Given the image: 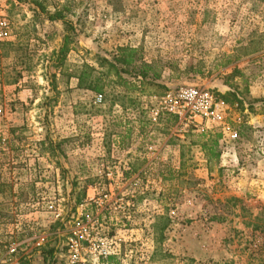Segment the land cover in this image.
I'll list each match as a JSON object with an SVG mask.
<instances>
[{
    "label": "rangeland",
    "instance_id": "obj_1",
    "mask_svg": "<svg viewBox=\"0 0 264 264\" xmlns=\"http://www.w3.org/2000/svg\"><path fill=\"white\" fill-rule=\"evenodd\" d=\"M39 1L51 13L64 7L71 12V50L58 67L66 28L49 22L30 0H7L12 34L0 45V181L10 177L14 155L15 165L29 159L38 197L52 201L42 210L40 202L22 206L18 215L0 221V259L69 264L67 245L77 220L93 217L101 221L100 239L118 264H264V114L258 104L264 100V0ZM119 47L140 49L146 61L168 67L163 88L147 89L138 110H120L128 115L124 120L114 119L109 89L97 106V95L78 91L76 79L69 78L84 64L97 67L99 56ZM234 69L243 79L229 78ZM182 85L214 94L238 88L244 101L246 110L236 105L229 117L237 140L213 133L221 135V156L210 168L199 145L203 134L178 132L175 123L164 124L166 117L152 122L150 97ZM129 121H136V132L140 125L145 135L137 143L138 156H108L116 147L111 136L126 133ZM13 137L12 156L7 143ZM46 138L57 148L39 158ZM135 140L120 151H130ZM149 146L159 158L145 156ZM100 152L105 157H96ZM101 165H129L130 170H114L111 183L99 175ZM133 167L138 170L128 178ZM14 172L16 181L24 179ZM85 187V202L68 210L65 203L76 202ZM86 201L93 207H83ZM32 217H58V222L38 239L41 248L22 251L24 238L16 227ZM59 228L62 234L55 233ZM40 251L47 259L37 257ZM87 257L95 263L92 255Z\"/></svg>",
    "mask_w": 264,
    "mask_h": 264
},
{
    "label": "trees",
    "instance_id": "obj_2",
    "mask_svg": "<svg viewBox=\"0 0 264 264\" xmlns=\"http://www.w3.org/2000/svg\"><path fill=\"white\" fill-rule=\"evenodd\" d=\"M30 4L35 7V11L44 15L49 22H60L66 28V35L64 36L63 42L56 56V65L58 67L63 66L65 57L71 50V35L75 30L73 23L68 21V15L71 14V12L67 7H64L62 11L51 13L48 11L44 2L39 0H30ZM167 68V64L162 65L159 62L146 61L140 49L119 47L113 52H106L104 56H99L97 67L84 64L82 67L78 68L73 75H70L69 78L77 80V90L91 92L95 95H103L104 99L109 89L111 92L108 95L113 101L112 107L120 105L125 110H138V108L141 107L140 98L143 97L147 89L157 90L163 88L164 85H162V78ZM235 77L243 79V76L238 75L237 69H234L229 76V78L233 80ZM216 95L229 106L234 107L237 105L246 110L238 88L233 89L230 87L225 93ZM258 104L261 106V113L264 114V100L259 101ZM248 109L252 114H256L255 112H257L253 105H250ZM166 118L167 119L164 120L166 126L169 124L172 125L173 123L176 124L174 118ZM161 121L162 120H160V122ZM189 133L194 134L192 131ZM12 134L15 136V131H13ZM201 139L199 145H201V148L205 153L207 166L210 168L213 162L217 163L220 159L221 153L218 151V148L221 135L211 133L209 136H201ZM15 140L16 137H13L11 142L7 143L11 154L16 151ZM40 147L41 155L44 154V151L50 150L51 152H54L57 148L55 143L48 138L41 142ZM8 163H10L9 160ZM10 166V177L4 178L0 181V221L4 217H11L12 215L14 217L15 215H18L20 207L30 205L31 203L40 202L39 209H47L45 205L48 206V202H51L52 200L43 201L42 198L38 197L41 192H39L40 190L36 187L37 181L29 177V171L32 170L29 163L15 165L11 160ZM16 169H24L28 172L25 173L27 175L25 179L26 181H23L22 184L20 183L21 181H16V177H13V172ZM137 170L138 168L133 167L131 172L127 174V177L130 178L132 174L137 172ZM65 172L66 171H62L61 173L63 177L66 174ZM92 183L87 182V185L90 186ZM86 191L87 188L85 187L81 198H77L74 203H72L73 200L69 199L68 203H65L64 206H66L68 210L75 211L78 206L85 202ZM67 196L68 195H66V197ZM48 254L53 261L55 258V252L50 251ZM51 264H53V262ZM101 264H118V257L111 255L107 258H103Z\"/></svg>",
    "mask_w": 264,
    "mask_h": 264
},
{
    "label": "built area",
    "instance_id": "obj_3",
    "mask_svg": "<svg viewBox=\"0 0 264 264\" xmlns=\"http://www.w3.org/2000/svg\"><path fill=\"white\" fill-rule=\"evenodd\" d=\"M7 0H0V44L6 42L12 34V24L7 15ZM150 100L155 104L152 112V122L158 123L162 117H172L176 121V130L181 133L192 131L196 134H209L219 132L228 134L230 140H237L238 134L233 130L229 121L233 107L219 99L212 91L196 85H182L170 89L162 95H152ZM104 103L103 95L96 96V105ZM117 149V147H115ZM145 156L159 158L155 147L149 146ZM118 174L128 172L129 165L106 166L101 165L98 173L101 177L113 182V171ZM107 200L108 196L104 197ZM100 206L99 200L93 201ZM101 221L93 217L77 220L76 232L68 242L69 264H92L88 261V254L95 258L99 264L103 258L111 256L110 248L100 239ZM0 264H7L5 259H0Z\"/></svg>",
    "mask_w": 264,
    "mask_h": 264
},
{
    "label": "crops",
    "instance_id": "obj_4",
    "mask_svg": "<svg viewBox=\"0 0 264 264\" xmlns=\"http://www.w3.org/2000/svg\"><path fill=\"white\" fill-rule=\"evenodd\" d=\"M10 40V38L7 40V41H9ZM2 44H4V43H2ZM2 44H0V45H2ZM76 81V84H77V80H75ZM77 86V85H76ZM76 86H75V89H76ZM79 91V90H78ZM22 92H25L26 93V91L24 90V91H22ZM113 110H114V112H113V115H114V119H120V120H124V117L125 116H128L127 115V113H125V115H121V112H120V110H124V111H128V110H125L122 106H120V105H115L114 107H113ZM123 117V118H122ZM134 118V117H133ZM131 119V118H130ZM132 120V119H131ZM132 122V123H131ZM137 122L136 121H129V123H128V126L126 127L127 128V131H125L126 133H116V134H114V135H112L111 136V141H110V143H111V145H112V148L113 147H117L118 149L116 150L115 148H113L112 149V151H111V153H109L108 154V156H112L113 158H118V157H120L121 155H124V156H129V155H131L132 157L133 156H138V154H139V150L137 149V146L141 143V141H143V139H145L144 137H145V135L142 133V129H141V127H140V125H139V128H138V132H136L137 131ZM126 130V129H125ZM131 134L133 135H136L135 137L136 138H133V136H131ZM127 136H129V139H131V140H133V139H136L135 141H136V144L135 143H133L134 141H132V142H130V146H129V149H131L130 151H128V152H125V153H123L122 151H120L121 149H122V147L123 146H125V143L126 142H128L129 141V139L127 138ZM225 138V137H224ZM9 142H11V139H9L8 140ZM101 141H103V139H96V143L97 144H99ZM14 143H15V141H14ZM137 143H138V145H137ZM96 144V145H97ZM120 147H121V149H120ZM101 148V147H100ZM10 152V151H9ZM10 154H11V152H10ZM14 154V153H13ZM13 154H12V156H13ZM98 155H96V157L97 156H101V157H105V153L104 152H100V153H97ZM39 155H35V156H32L33 158H36V157H38ZM42 157H40L39 156V158H47L46 156H47V154L46 155H41ZM18 157V156H17ZM16 157V155H14V157L12 158V162H13V164H15L16 162H18V158ZM21 158V157H20ZM204 158V157H203ZM14 161H16V162H14ZM29 161V162H28ZM38 161V160H37ZM21 162H25V161H21ZM27 163H29V165H30V167L32 166L31 165V163H30V160L29 159H26V163H24V164H27ZM19 164H22V163H19ZM32 168V167H31ZM63 168H65V167H63ZM32 170H33V168H32ZM32 170L31 171H29V177L31 178V176H33L34 174L32 173ZM44 171V173H47V172H49V171H47V170H45V169H43ZM62 171H66L65 169H61ZM36 171V170H35ZM43 172H41V173H43ZM25 173H28L27 171H25L24 169H21V170H19L18 172L16 171V172H14V174L16 175V174H19V175H21V176H23L24 175V179L27 177V176H25L26 174ZM23 179V180H24ZM23 180H21V184H22V182H23ZM86 205H84L83 207H87V209L89 208V207H93V205L92 204H90V203H88L87 201H86ZM83 211H85V209L83 210ZM57 219H58V217H56ZM84 218V217H83ZM54 220L53 222L52 221H50V220ZM57 219L55 220V217H32V219H29V220H25V223L24 224H19L18 225V227H16V228H18V230H19V232L20 233H18V234H22L23 236V238H24V241L21 243V247H20V249L22 250V251H24V250H27V248H29V246H31V245H36L37 246V248H41L42 246H43V243L42 242H40V241H38V239H42V237H44V236H47V233L49 232V230H51V226H52V224H55L56 223V221H57ZM61 220H59V222H60ZM58 222V221H57ZM20 226V227H19ZM64 227L65 228H67L68 227V224H65L64 225ZM64 231H62L60 228L59 229H57L56 230V232L55 233H59V234H62ZM25 235V236H24ZM61 236V235H60ZM26 238V239H25ZM28 238H30L29 240H28ZM38 254V256L37 257H40V259L41 258H44V260L45 259H47V257L48 256H46L45 254H44V252H42V251H40L39 253H37ZM23 256H27V259H28V261H30V262H32L31 261V259L33 258V256L32 255H23ZM23 256H22V258H23ZM21 258V259H22ZM25 259V258H24Z\"/></svg>",
    "mask_w": 264,
    "mask_h": 264
}]
</instances>
